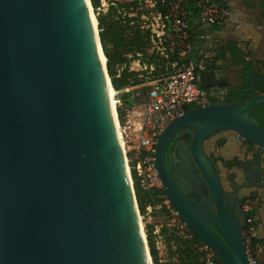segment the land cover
<instances>
[{
    "label": "water",
    "instance_id": "1",
    "mask_svg": "<svg viewBox=\"0 0 264 264\" xmlns=\"http://www.w3.org/2000/svg\"><path fill=\"white\" fill-rule=\"evenodd\" d=\"M99 47L87 0H0V264H149ZM262 103L264 95L191 108L157 142L166 196L222 264H251L244 213L225 208L211 160L212 199L174 191L161 149L185 125L200 142L233 130L250 142L252 172L264 170V126L252 115Z\"/></svg>",
    "mask_w": 264,
    "mask_h": 264
},
{
    "label": "built area",
    "instance_id": "2",
    "mask_svg": "<svg viewBox=\"0 0 264 264\" xmlns=\"http://www.w3.org/2000/svg\"><path fill=\"white\" fill-rule=\"evenodd\" d=\"M142 1V0H141ZM149 3L148 11L141 16V26L150 31L148 54L154 58L170 59V70L157 78L144 81L139 85H128L116 92L117 105L122 104V94L133 92L136 102L142 106L141 118L135 122L134 131L137 143L134 145L135 169L144 190L163 189L162 180L155 168V152L159 135L174 118L187 110L212 103L223 102L229 94V87L220 79L215 80L208 88L200 84L203 73L209 72V65L218 54L219 42L216 31L229 27L240 28L244 23L236 16L230 3L223 0H145ZM104 0L103 6L107 7ZM190 5L197 10L196 26H190ZM126 14V13H123ZM200 44V46H198ZM139 65L145 73H152L154 65L142 62L139 54ZM167 65V66H168ZM131 67V65H130ZM132 69V68H131ZM136 70V69H135ZM168 70V68H167ZM218 77L216 69L213 71ZM123 136L128 135L130 125L124 127L120 123ZM127 149V153L129 152ZM131 167V166H130ZM163 203L166 213L172 222L154 225V235L159 256H163V248L167 243L162 227L175 229L185 239H193L194 233L172 206L165 195ZM162 206V204H160ZM152 205L147 207L152 210ZM243 237L251 264H259L255 248H261L258 240L256 223V202L248 201ZM194 248L200 254L201 264H219L220 258L216 251L206 243H195ZM164 251V250H163ZM162 261V258H160Z\"/></svg>",
    "mask_w": 264,
    "mask_h": 264
},
{
    "label": "flooded vegetation",
    "instance_id": "3",
    "mask_svg": "<svg viewBox=\"0 0 264 264\" xmlns=\"http://www.w3.org/2000/svg\"><path fill=\"white\" fill-rule=\"evenodd\" d=\"M221 78L230 92V97L223 102L249 103L255 96L264 95V66L260 60L252 61L248 67L236 68L232 75ZM252 115L264 126V103L255 108ZM196 130L195 126H182L174 130L162 145V170L170 185L174 191L185 194L198 204L212 199L205 174V170L211 169V160L220 179L222 170L228 173L225 184L221 179L226 194L223 197L225 208L237 214L243 212L246 218V203L255 201L258 208L264 200L263 163L252 172L246 162V157L251 155L250 142L236 131H221L200 142L196 139ZM211 210L216 211L215 204Z\"/></svg>",
    "mask_w": 264,
    "mask_h": 264
},
{
    "label": "trees",
    "instance_id": "4",
    "mask_svg": "<svg viewBox=\"0 0 264 264\" xmlns=\"http://www.w3.org/2000/svg\"><path fill=\"white\" fill-rule=\"evenodd\" d=\"M91 1L98 17L101 42L107 56L108 72L115 90H120L128 85H139L145 81L141 76L144 71L131 69L130 67L133 60L140 58L139 54H142V62H147L149 66L154 65L155 69L151 73L152 79L170 70V64L167 63L168 61H174L176 57L170 59L154 58L153 55L148 54L150 31L142 28L140 23L141 16L145 12L141 9L143 1L105 0L108 4L106 8L103 6L104 0ZM196 17L197 10L193 5H190L189 20L191 28L196 26ZM247 55L248 52L244 51L237 41L230 40L225 45L219 46L216 58L208 67L209 71L220 68L221 65L218 62L227 59L230 60L231 65L248 67L251 65L252 60L247 59ZM228 97H230V92ZM122 104L124 106L128 104L130 107L136 104L133 92L122 94ZM117 111L120 123H123L126 112L122 105H117ZM135 163V160L130 161L131 173L139 209L144 214L149 205L156 206L163 202L162 195H165V191L163 189L144 190L137 175ZM159 213L161 215L166 213V206L163 203ZM153 230L154 225L146 226L152 259L154 264H160L159 250L156 246ZM162 233L165 236L171 259H177L178 264H201L200 254L193 246L195 243H201L198 237L194 235L193 239H185L175 229L167 226L162 227ZM219 264H222L221 260Z\"/></svg>",
    "mask_w": 264,
    "mask_h": 264
},
{
    "label": "rangeland",
    "instance_id": "5",
    "mask_svg": "<svg viewBox=\"0 0 264 264\" xmlns=\"http://www.w3.org/2000/svg\"><path fill=\"white\" fill-rule=\"evenodd\" d=\"M142 1H143V3L141 6V9L144 11H148L149 3L146 2L145 0H142ZM229 1H231V0H229ZM232 4H233V7L235 9L239 10L238 6L234 2H232ZM104 8H105V6H104ZM239 14L242 17L244 16V15H242L243 13L239 12ZM241 19H244V18H241ZM245 22L246 21L244 19V24H242V26L238 29H236L235 27H230L225 31V33H220L219 35H216L215 36L216 40L219 42L220 45H225L230 40L238 41L239 46L242 47V49L244 51L249 52V54H250V52L252 53L250 55H247V59H252V57H254L255 60H257L256 57H261L263 59V66H264V58L262 57V56H264V53H262L264 50H262V46L261 47H260V45L257 46V44H258L257 40L252 42V38L249 39L250 36H248L249 35L247 32L248 28H247V24H245ZM247 22L249 23L250 20L247 19ZM140 23H141V20H140ZM255 32H256V29L251 31V33L254 35H255ZM255 39H256V36H255ZM256 53H257V55H255ZM220 65H221V67L219 68V74L222 76L223 75L230 76L233 74V72L236 70V68H238V66H231L229 59L222 61ZM142 66L139 65V62L137 60H133L131 62V68L132 69L142 70ZM142 77L145 79V81H150L152 74L151 73H145ZM114 97H116V95H114ZM114 105H115V107H117L116 98H115ZM120 105H122V107L124 108V110L126 112L125 117H124V122L121 123L122 126L124 127L125 125H130L128 135L123 136L125 153L127 154V161L130 165V161L135 160V154H134L133 150H131V149H133L134 145H136V143H137V134L134 131V127H135V122H138L141 118L140 112L142 111V106H141V104H139V100L132 107H130V105H128V104L125 106L123 104H120ZM128 148L130 150L127 153ZM227 178H228V173L226 171L222 170L221 171L222 183L225 184L227 181L226 180ZM161 208H162V206H160V204H157L155 207H152L151 211H148V209H146V212L144 214H142V213L140 214L141 220L144 224L145 231H146L147 225H155V224H159V223H163V222H172L171 217L168 216L169 215L168 213H164L162 215L159 213V210ZM146 234H147V231H146ZM163 250H162L163 256L160 257V258H162V261L160 260V264H178L177 259H171L169 257L168 246H166V248H163ZM153 264H154V261H153Z\"/></svg>",
    "mask_w": 264,
    "mask_h": 264
},
{
    "label": "crops",
    "instance_id": "6",
    "mask_svg": "<svg viewBox=\"0 0 264 264\" xmlns=\"http://www.w3.org/2000/svg\"><path fill=\"white\" fill-rule=\"evenodd\" d=\"M223 1L230 3L236 16H238L240 19L244 18L246 22H247V19L250 20L249 22L250 24L248 22L247 23L245 22L248 28L247 29V32L249 34L248 36H250L249 39L252 38V42L257 40L258 42L257 46L259 45L260 47L262 46V50H264V0H231V1L223 0ZM232 2H234L238 6L239 10L233 7ZM239 12L243 13L242 15L244 16L242 17L239 14ZM244 19H241V20L244 21ZM227 29L228 28L224 30H217L216 35H219L220 33H225ZM251 29L252 30L256 29L255 35L251 33L252 31ZM255 36H256V39H255ZM238 45H239V42H238ZM198 46H200V44H198ZM262 53H264V51ZM250 54L252 53L250 52ZM250 54L248 52V55ZM255 55H257V53ZM262 57L264 58V56ZM256 58L257 60H260L261 62H263V59L261 57H256ZM251 60L256 61L254 57H252ZM221 62L222 61H219L218 64H221ZM231 66H236V65H231ZM241 67H244V66L242 65L238 66V68H241ZM216 70L219 73V68H217ZM213 71L214 69L210 70L209 72L203 73L200 79V84L202 86H204L205 82H208L211 85L217 79L218 80L220 79V82H222L221 80L222 75L218 77ZM222 83L227 85L225 82H222ZM256 223H257V228H258V240L259 242H261L262 247L255 248V254L257 258L259 259V264H264V200L261 202L259 207L256 209Z\"/></svg>",
    "mask_w": 264,
    "mask_h": 264
},
{
    "label": "bare ground",
    "instance_id": "7",
    "mask_svg": "<svg viewBox=\"0 0 264 264\" xmlns=\"http://www.w3.org/2000/svg\"><path fill=\"white\" fill-rule=\"evenodd\" d=\"M87 1H88V10H89L92 26H93L95 34L97 35V33H98L97 15H95L96 13H95V10H94V7H93L91 1L90 0H87ZM98 49H99L100 61H101L102 67L104 69V74H105V79H106V90H107L108 97L110 99V103L112 105L113 112H114V118H115V123H116L117 130H118V135H119V139H120V145H121V148H122V151H123L124 155H126L125 156V161H127V154L125 153V148H124V143H123L124 142L123 141V134H122V132L120 130L121 128H120V120H119V116H118V111H117V107H115V105H114L115 98H116V97H114V95L116 94V92H115V89L113 87L110 74L106 73V71H105L107 58L104 55V52L102 51L101 47H99ZM126 166H127V172H128V174L130 176V179L132 181V178H131L132 173H131V168H130V165H129L128 161L126 162ZM140 214H141V212H140L139 205H138L139 221H140L141 229H142V232H143V235H144V239H146V231H145V228H144V224H143V222L141 220ZM147 256H148V263L149 264H153L152 256H150L149 251H147Z\"/></svg>",
    "mask_w": 264,
    "mask_h": 264
}]
</instances>
